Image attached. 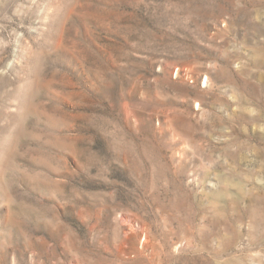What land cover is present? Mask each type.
I'll return each instance as SVG.
<instances>
[{"label":"rangeland","instance_id":"obj_1","mask_svg":"<svg viewBox=\"0 0 264 264\" xmlns=\"http://www.w3.org/2000/svg\"><path fill=\"white\" fill-rule=\"evenodd\" d=\"M0 264H264V0H0Z\"/></svg>","mask_w":264,"mask_h":264},{"label":"bare ground","instance_id":"obj_2","mask_svg":"<svg viewBox=\"0 0 264 264\" xmlns=\"http://www.w3.org/2000/svg\"><path fill=\"white\" fill-rule=\"evenodd\" d=\"M131 228V227H130Z\"/></svg>","mask_w":264,"mask_h":264}]
</instances>
